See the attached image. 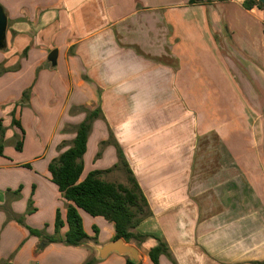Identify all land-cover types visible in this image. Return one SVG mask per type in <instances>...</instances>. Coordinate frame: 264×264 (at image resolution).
Instances as JSON below:
<instances>
[{
	"label": "crops",
	"instance_id": "crops-1",
	"mask_svg": "<svg viewBox=\"0 0 264 264\" xmlns=\"http://www.w3.org/2000/svg\"><path fill=\"white\" fill-rule=\"evenodd\" d=\"M244 2L0 0L8 16L0 50V264H86L97 255L94 244L114 241L113 223L80 210L92 241L63 242L70 203L49 171L71 147L84 110L97 108L104 118L94 123L82 179L117 164L116 148H101L112 133L153 213L137 228L147 240L131 244L140 264H154L157 239L177 264H264V110L248 115L239 106L242 81L257 83L254 105L264 100V11ZM234 80L241 94L227 82L218 91L219 81ZM204 113L226 128L206 149L198 143ZM236 119L242 132L259 134L253 146L242 143L239 125L232 129ZM113 174L104 179L116 182ZM58 212L64 225L56 232ZM95 264H127V256Z\"/></svg>",
	"mask_w": 264,
	"mask_h": 264
},
{
	"label": "trees",
	"instance_id": "trees-1",
	"mask_svg": "<svg viewBox=\"0 0 264 264\" xmlns=\"http://www.w3.org/2000/svg\"><path fill=\"white\" fill-rule=\"evenodd\" d=\"M217 1L231 0H189V4L208 5ZM244 6L248 10L258 7L264 11V5L257 0H245ZM2 74H4V70L0 66V76ZM31 93L32 89L24 93L21 101L22 105L29 101ZM84 112L86 113L85 120L74 128L76 137L71 147L53 160L49 166L54 184L58 187L64 199L70 203L66 214V224L69 231L63 242L68 246H81L92 241L84 230L83 220L80 215L81 210L91 217H101L113 223L116 232L114 241L123 239L127 244L135 242L140 245L147 240L148 236L138 233L137 228L143 221L152 217L153 213L147 197L112 133H110L108 141L102 142L101 148L104 149L110 145L114 146L117 150V164L106 171H92L82 179L85 168L84 156L87 152L88 140L94 123L104 118L100 108L92 111L84 110ZM13 126L23 132V139L24 131L22 125L15 117ZM5 134L4 120L0 119V156H4L5 152L3 142ZM22 139L16 146L18 151L22 149ZM100 156L101 151L97 157ZM116 170H122L125 173V182H112L104 179V175ZM63 225L61 213L58 212L55 224L56 232H59ZM30 232L38 234V231L31 228ZM157 240L158 244L149 251L150 260L154 264H160L161 258L166 257L172 264H177L169 245L164 240ZM49 242H57V240L50 239ZM94 243H96L95 240ZM98 261L94 257L86 264H95ZM127 264H134L129 257H127Z\"/></svg>",
	"mask_w": 264,
	"mask_h": 264
},
{
	"label": "rangeland",
	"instance_id": "rangeland-1",
	"mask_svg": "<svg viewBox=\"0 0 264 264\" xmlns=\"http://www.w3.org/2000/svg\"><path fill=\"white\" fill-rule=\"evenodd\" d=\"M2 1H3V3H5V5H6V2L11 3V4L16 2V0H2ZM0 5L2 6L1 3H0ZM3 9H4V7H3ZM216 40L218 42V45L220 46V49L221 48L223 49L221 39L216 37ZM233 77L234 76L231 73V79L232 80H233ZM226 82H227V85L229 86V87L227 86V88H230L231 91L234 90L236 93H238V91L240 92V90H241L240 86H239L240 82L237 80L219 81V84L217 85L219 87L216 86L218 88L219 92L220 91L222 92V89H220V88H222L223 84ZM255 84H257V83L254 81V83L249 87V86H246L245 81H242V101H241V104L239 106L242 105L241 110L246 112L248 115L250 114V111L255 112V110H256V111L260 112L261 110H264V100H263L262 106L254 105V101H255L254 96L256 97L255 94H257V92L255 90V89H257V85H255ZM254 91H255V93H254ZM205 92H206V89H205ZM232 94H233V92H232ZM240 94H241V92H240ZM238 97H239V95H238ZM255 102H257V101H255ZM235 108H237V106ZM251 115H252V113H251ZM241 120L242 119H239V120L236 119V122L232 123V126H231L232 129H233L234 125H237V126L239 125V127H240V125H242ZM252 120H253L252 117H247L246 120H244V121L249 124L250 121H252ZM221 122H222L221 118L218 119L216 117L215 118L206 117V115L204 113V118L202 120H200V124H199L200 130H199V134H198V143L202 145V148L206 149L210 145L212 147V144H217V143L221 142V140L223 139V136H224V130L226 131V128L219 125V124H221ZM228 127H230V126L227 125V128ZM238 134H239V132H238ZM240 134L239 135L242 137V143L245 142V144L250 143V145H252V144L254 145V142L258 141V139H259L258 133H252L251 134V133H245L244 131L242 132L241 127H240ZM239 135L236 136L237 139H238ZM232 136H234L233 132H232ZM209 151L212 152L213 151L212 148ZM206 154H207V152H206V150H204V154L202 155V157L206 156ZM109 179H112L116 182H125V173L122 170H116V171H114V174L109 177Z\"/></svg>",
	"mask_w": 264,
	"mask_h": 264
},
{
	"label": "water",
	"instance_id": "water-1",
	"mask_svg": "<svg viewBox=\"0 0 264 264\" xmlns=\"http://www.w3.org/2000/svg\"><path fill=\"white\" fill-rule=\"evenodd\" d=\"M264 5V0H257ZM8 29V16L0 5V50L6 47V34ZM58 51L54 50L49 55V61L53 66L57 65ZM97 251L96 258L98 260L106 259L109 255L116 253L122 256H127L134 264L141 262V254L138 248L131 244H127L123 239L115 240L106 245L98 246L94 244Z\"/></svg>",
	"mask_w": 264,
	"mask_h": 264
}]
</instances>
